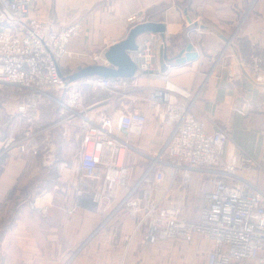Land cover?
Wrapping results in <instances>:
<instances>
[{"label": "built area", "instance_id": "built-area-1", "mask_svg": "<svg viewBox=\"0 0 264 264\" xmlns=\"http://www.w3.org/2000/svg\"><path fill=\"white\" fill-rule=\"evenodd\" d=\"M150 21L144 13L128 18L131 27ZM84 32L81 21L49 27L31 16L29 0H0V94L17 96L22 115L46 104L56 106L57 115L49 128L28 129L19 140L10 139L11 145L37 157L46 134L73 133L80 141L72 178L77 206L106 202L107 209L118 202L116 211L128 213L135 233L144 231L150 245L190 243L202 236L212 244L205 264H264L262 163L245 153L236 163L224 159L229 130L207 133L193 112L199 93L175 85L158 69L166 38L153 33L139 38L138 49L130 54L138 65L132 78L71 81L61 62L69 44ZM231 45L226 41L214 67ZM93 63L108 65L105 52L95 55ZM223 67L230 82L239 78L264 85V51L257 43L235 64L236 75L230 66ZM153 81L164 86H152ZM149 117L163 137L152 149L138 142ZM192 181H201L204 189L210 185L196 222L183 203L171 199L174 190ZM89 182L95 191L85 188Z\"/></svg>", "mask_w": 264, "mask_h": 264}, {"label": "crops", "instance_id": "crops-1", "mask_svg": "<svg viewBox=\"0 0 264 264\" xmlns=\"http://www.w3.org/2000/svg\"><path fill=\"white\" fill-rule=\"evenodd\" d=\"M29 2L31 16L49 27L77 21L84 24L83 36L69 44V55L61 62L62 72L68 75L94 64L95 55L124 40L132 28L129 17L144 13L152 22L165 24L168 61L162 60L159 50L158 69L168 73L175 85L199 93L193 112L205 123L207 133L212 134L218 128L229 130L230 140L223 153L227 162L236 163L240 154L245 153L262 163L258 184L264 188V85L239 78L230 82L228 68L223 67L230 66L236 75L235 64L250 52L252 43H257L264 51V0ZM245 16L240 31L234 36ZM233 36L230 50L214 67L224 42ZM189 43L194 45L199 59L180 65L171 62ZM152 85L162 87L164 82L153 81ZM17 98L0 94V264L101 262L97 256L89 255V251L103 254L109 251L98 242L89 244V232L102 220L100 212H89L85 205L77 206L72 187L79 139L73 133L65 137L49 133L43 137L40 155L22 154L18 147L11 145L10 139L19 140L26 130L39 125L40 129L49 128L57 121V115L56 106L51 104L22 115ZM151 118L138 140L149 149L156 148L163 139ZM251 176L255 177L256 172ZM89 187L96 185L89 182L85 188ZM209 190L210 185L204 189L201 181H192L174 190L171 199L183 203L190 220L196 222L199 215L196 219L192 215L193 197L204 196ZM116 219L122 220L123 233L135 229V221L128 213L123 212ZM140 232L144 236V231ZM201 237L195 236L192 242L200 243L199 247L203 244L208 255L212 244ZM98 256L103 264L110 260Z\"/></svg>", "mask_w": 264, "mask_h": 264}, {"label": "rangeland", "instance_id": "rangeland-1", "mask_svg": "<svg viewBox=\"0 0 264 264\" xmlns=\"http://www.w3.org/2000/svg\"><path fill=\"white\" fill-rule=\"evenodd\" d=\"M253 3L251 5H253ZM249 12L250 8L246 15H248ZM245 19L246 16L243 21L237 25V33L234 36L240 31L241 24L244 23ZM234 36L229 38L227 42H231L233 45ZM225 43L226 42H224V44ZM224 48L225 47H223L222 50H224ZM228 50H230V48L227 49L225 54L228 53ZM144 85H146V82H144ZM87 95H89V91H87ZM89 189L90 191H95L92 188ZM203 197L202 195L200 197H193L192 215L195 219L204 206ZM117 203L118 202L113 203L107 209L105 208L106 202L100 206L99 204L95 206L88 203V211L100 212L102 219L93 229L89 228V230L92 229L89 232V244L98 242L102 244L105 249L109 250L105 252L106 254L89 251L90 256H97V259L101 261L96 264H103V260H100L98 255L110 259L106 264H205L207 252L204 251L203 244L201 247H199L200 243L199 245L194 244L196 241L184 243L182 241L161 240L155 245H148L144 243V236L140 234L141 232L135 233V229H132V231L128 233L124 231V234L121 231L122 220L116 219L121 214V211L117 212L115 209ZM88 264H93V262L89 261Z\"/></svg>", "mask_w": 264, "mask_h": 264}, {"label": "water", "instance_id": "water-1", "mask_svg": "<svg viewBox=\"0 0 264 264\" xmlns=\"http://www.w3.org/2000/svg\"><path fill=\"white\" fill-rule=\"evenodd\" d=\"M166 25L163 23L147 22L132 27L127 37L119 43L109 47L105 52V59L108 65H87L78 69L69 76V80L77 81L87 78H132L138 70V65L131 57V53L138 49V40L141 36L153 33L160 34L164 39L166 36ZM161 58L163 61H168L167 47H162ZM199 59V53L194 45L189 43L183 48L180 53L171 59V62L176 64H185L194 62Z\"/></svg>", "mask_w": 264, "mask_h": 264}]
</instances>
